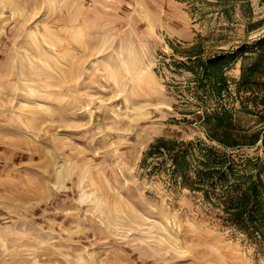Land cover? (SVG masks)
Here are the masks:
<instances>
[{
  "label": "rangeland",
  "instance_id": "rangeland-1",
  "mask_svg": "<svg viewBox=\"0 0 264 264\" xmlns=\"http://www.w3.org/2000/svg\"><path fill=\"white\" fill-rule=\"evenodd\" d=\"M262 28L264 0H0V264H264L188 187L192 159L183 178L146 153L157 137L222 150L175 63Z\"/></svg>",
  "mask_w": 264,
  "mask_h": 264
},
{
  "label": "trees",
  "instance_id": "trees-1",
  "mask_svg": "<svg viewBox=\"0 0 264 264\" xmlns=\"http://www.w3.org/2000/svg\"><path fill=\"white\" fill-rule=\"evenodd\" d=\"M186 50V60H177L176 67L191 72L186 84L201 107L199 124L206 139L222 150L200 141L157 137L146 153L165 151L171 171L183 178L192 159L194 173L188 187L203 189L205 198L216 205L223 221L264 251V31L235 47L208 54H203L198 41ZM237 60L239 75L232 80L226 70ZM230 83L234 95H230ZM238 112L255 115L256 124H240ZM252 145H259L262 157L235 158L227 152ZM195 147L196 154L192 152Z\"/></svg>",
  "mask_w": 264,
  "mask_h": 264
},
{
  "label": "crops",
  "instance_id": "crops-1",
  "mask_svg": "<svg viewBox=\"0 0 264 264\" xmlns=\"http://www.w3.org/2000/svg\"><path fill=\"white\" fill-rule=\"evenodd\" d=\"M250 1V0H249ZM229 3H236V4H241V3H239V2H229ZM262 31H264V28H262L261 30H260V33L262 32ZM259 33V34H260ZM236 45H231V47L230 48H232V47H235ZM215 51H217V50H215ZM215 51H212V52H215ZM211 52V53H212ZM239 63H240V61L239 60H237V61H235L227 70H226V73H227V75L232 79V80H236L237 78H238V75H239Z\"/></svg>",
  "mask_w": 264,
  "mask_h": 264
},
{
  "label": "built area",
  "instance_id": "built-area-1",
  "mask_svg": "<svg viewBox=\"0 0 264 264\" xmlns=\"http://www.w3.org/2000/svg\"><path fill=\"white\" fill-rule=\"evenodd\" d=\"M232 86H233V84L230 83V93L234 95V90H233V87Z\"/></svg>",
  "mask_w": 264,
  "mask_h": 264
}]
</instances>
